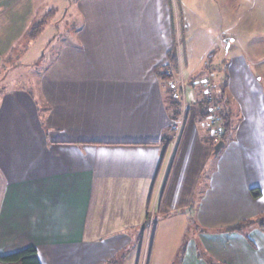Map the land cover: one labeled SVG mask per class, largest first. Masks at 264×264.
Returning a JSON list of instances; mask_svg holds the SVG:
<instances>
[{"label": "crops", "instance_id": "crops-1", "mask_svg": "<svg viewBox=\"0 0 264 264\" xmlns=\"http://www.w3.org/2000/svg\"><path fill=\"white\" fill-rule=\"evenodd\" d=\"M234 2L220 1L217 15L234 34L219 41L228 72L216 90L235 130L216 156L194 120L199 81L209 76L187 85L196 66L187 71L179 37L192 0H77L82 25L60 39L39 98L0 88L1 256L35 246L41 264H123L156 225L150 215L165 222L177 212L204 231L180 264H264L261 228L222 230L264 215V60H251L264 50V0ZM199 7L209 20L210 6ZM40 8L0 0V73L28 66L19 43ZM197 45L216 49L207 37ZM163 72L186 81L185 122L166 152L177 121ZM171 253L160 264H176Z\"/></svg>", "mask_w": 264, "mask_h": 264}, {"label": "rangeland", "instance_id": "rangeland-1", "mask_svg": "<svg viewBox=\"0 0 264 264\" xmlns=\"http://www.w3.org/2000/svg\"><path fill=\"white\" fill-rule=\"evenodd\" d=\"M220 1L222 0H192L191 4L185 3V6L190 5L191 10H189V12L192 14V16L184 17L183 20L178 19L177 23L180 34L179 37L182 38V45L185 46V44H187V49H185V60L189 65L186 66V69L187 71H189L191 65L195 64L196 66V70L194 71L196 72L195 75L192 78L189 77L188 80L186 79L187 85L197 86L195 84V81L199 80V78L205 75L209 76L199 81L201 92L199 91V98H197L198 102L204 98V82L207 80L211 81V83L213 84V88L215 90H218L217 87H219L220 85H225L222 84L221 79L225 77L226 73L228 72V68L226 69V67H224L223 65L224 58H222L221 56L224 50H219V45L221 42L220 38L226 39L230 37V35L234 34V32L225 33L224 30L227 27L218 23L220 22L219 17H217V15L221 11ZM225 1L226 3H228V6L232 5L234 7V0ZM37 2L38 5L41 6V11H39L37 19L38 21L49 13H52V16L44 29L45 31L43 30L44 34H41L42 38H40V40L37 41L36 44L34 43V41H30L28 37L30 30L28 34L23 38V40L19 43L20 52L18 53L20 54L17 58H21L20 63H26V65L28 66L21 67L20 65L10 71H7L5 69L2 73H0V88L9 85H17L19 88L29 90L31 94L39 98L43 74L55 63L58 46L62 42V40L60 39H64L63 42L66 39L70 40L69 37L72 34L78 32L79 28L81 27L82 19L80 14L77 13V0H37ZM203 3L210 6L211 17L209 18V20L203 17L202 13L204 12V10L199 7L203 5ZM180 4H182V2H180ZM233 7L231 9L232 13L234 10ZM205 22L212 23L210 24ZM239 30H241V28H239ZM203 37L211 38L212 44L214 46L216 45V49L213 50L210 55H208V53L205 54L201 52V50L198 48L197 43ZM22 51H24L25 53L28 52V54L26 56L24 54L22 55ZM17 58L15 57L13 60L15 61ZM260 59L264 60V50L262 48L257 49L256 52H253L251 57V60L253 62H257V60ZM27 60L29 62H27ZM261 70L264 73V64L261 67ZM262 83L264 85V78ZM222 106L223 105L221 104L220 107ZM207 110L209 111L208 106ZM201 111L202 109L198 111L197 119L194 120L199 123L200 126H198V128L203 132L204 137L206 138V142L210 145L213 151H215L217 143L222 139L217 140L211 137V126L209 120L206 117L202 116ZM232 117L233 118L230 122V129L227 135L224 137V142L230 141V138L235 130L234 118L236 117ZM190 208L191 206L189 207V209ZM192 218L190 217L189 220H192ZM149 221H155L156 225L152 226L150 230L147 229L143 239H139L135 242L136 247L130 249L132 250L130 251V253L124 250V256H126V254L128 255L125 258L123 264H150V262L151 264H160L161 259L165 258L166 255L170 256V253L174 250L178 252V255L176 256V264H180L181 259L183 258L185 253L184 250L185 248H187L186 245L189 242L190 238L198 239V236L200 235V233H198V229L199 231L201 229L198 227L200 226L196 222H193L192 224L191 221L189 222V224H187L186 220H184V218L181 217L180 213L177 212L174 213V218H170V220H167L165 222L162 218L161 213L156 212V214H154L153 216L150 215L148 217V222ZM255 227L261 228L262 233H264V226H253V228ZM250 228L251 225L249 228L245 227L241 231L242 233L250 236L249 233L252 229ZM222 230L224 232L230 231L228 230V228ZM200 232L204 231L201 229ZM139 236H141V234ZM152 245L153 248L151 251ZM120 257H118V259ZM119 260L122 261L123 259L120 258ZM215 260L216 259L212 256L211 261L214 262Z\"/></svg>", "mask_w": 264, "mask_h": 264}, {"label": "trees", "instance_id": "trees-1", "mask_svg": "<svg viewBox=\"0 0 264 264\" xmlns=\"http://www.w3.org/2000/svg\"><path fill=\"white\" fill-rule=\"evenodd\" d=\"M52 16V13H49L47 15H45L41 20H39L38 22H36L30 29V32L28 34V37L30 39V41L35 40L40 34H42L43 30L45 29L46 25L48 24L50 18ZM160 76H162L169 84V82H171L173 80V75L171 73H167V72H163L159 74ZM204 98L201 99V101L197 102V108L198 111H200V109H202L201 114L204 117H208V110H207V106L209 105L208 99L205 95H203ZM223 96H218L217 97V102L218 104L221 105V102L223 101ZM170 107L172 110L171 113V119L173 121H178L180 119V117L182 116V103L180 101H177L173 98V96H171L170 98ZM200 108V109H199ZM220 115L223 118V124H224V129H225V133L224 136L222 138V141H224V137L227 135V133L229 132L230 129V121L228 119V116L225 114V110H223V106L220 109ZM172 137H164V143H165V147H164V151L166 152L170 146V144L173 142L174 137H176V131L173 128L172 129ZM255 196H260V193H256ZM264 220V215L260 216L259 218H257L256 220H249V221H243L241 223H238L236 225H234L233 227L228 228V230L230 231H241L243 228L250 226V225H259V226H264L263 223ZM0 264H41L40 259L38 257V250L35 246H31L28 247L26 249H23L21 251L12 253V254H8L5 256H1L0 255Z\"/></svg>", "mask_w": 264, "mask_h": 264}, {"label": "built area", "instance_id": "built-area-1", "mask_svg": "<svg viewBox=\"0 0 264 264\" xmlns=\"http://www.w3.org/2000/svg\"><path fill=\"white\" fill-rule=\"evenodd\" d=\"M186 81L181 75L180 77H177L174 79V81L169 82V87L170 90L173 92V98L177 101H180L181 103L185 102L186 98ZM205 85V90L204 94L206 95L208 102H209V111H208V117L207 119L209 120L210 123V135L211 137L221 140L224 136L225 129H224V122L223 118L220 115V109L221 105L218 104L217 97H218V92L213 88V84L211 81L207 80L204 82ZM186 118V110L183 111L182 116L180 119L175 123V131H176V137L180 134V131L183 127V124L185 122Z\"/></svg>", "mask_w": 264, "mask_h": 264}, {"label": "water", "instance_id": "water-1", "mask_svg": "<svg viewBox=\"0 0 264 264\" xmlns=\"http://www.w3.org/2000/svg\"><path fill=\"white\" fill-rule=\"evenodd\" d=\"M225 145L224 141H219L215 147L214 155L218 156Z\"/></svg>", "mask_w": 264, "mask_h": 264}]
</instances>
